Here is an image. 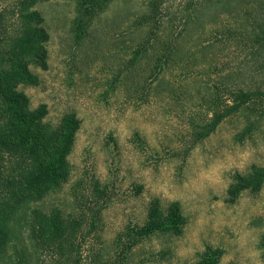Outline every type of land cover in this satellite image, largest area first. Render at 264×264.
<instances>
[{
  "label": "rangeland",
  "instance_id": "374dc122",
  "mask_svg": "<svg viewBox=\"0 0 264 264\" xmlns=\"http://www.w3.org/2000/svg\"><path fill=\"white\" fill-rule=\"evenodd\" d=\"M77 1L35 6L48 69L32 67L39 85L23 90L32 108L47 106L46 121L72 112L80 122L69 180L39 207L92 222L88 241L110 264H264V184L227 202L238 176L264 169V102L203 140L193 131L234 90H264V51L253 47L264 0H155L163 28L148 51L136 24L154 0H83L82 14ZM172 203L181 233L140 236L149 209Z\"/></svg>",
  "mask_w": 264,
  "mask_h": 264
},
{
  "label": "trees",
  "instance_id": "16d2710c",
  "mask_svg": "<svg viewBox=\"0 0 264 264\" xmlns=\"http://www.w3.org/2000/svg\"><path fill=\"white\" fill-rule=\"evenodd\" d=\"M44 1L0 0V264H110L112 258L101 259L88 241L96 234L92 222L88 227L84 216L39 207L69 180L67 158L80 123L72 112L64 114L57 124L46 121L47 106L32 108L23 90L39 85L32 67L48 69L49 34L35 8ZM89 1L93 4L90 8L103 4V0ZM77 3V12L82 14L85 3ZM85 11L91 14L89 9ZM158 14L155 0L149 1L137 21L136 28L145 35L140 51L156 46L163 28ZM255 26L253 47L264 51V22ZM256 100L264 102V90H234L229 104L213 110L204 124L193 126L194 138L205 139L228 116L250 108ZM263 184L264 169L254 167L250 175L238 176L229 187L227 202H234L243 191H259ZM183 225L178 203H172L167 214L155 205L139 235L165 231L177 236Z\"/></svg>",
  "mask_w": 264,
  "mask_h": 264
}]
</instances>
